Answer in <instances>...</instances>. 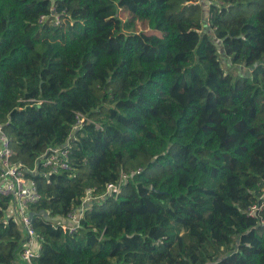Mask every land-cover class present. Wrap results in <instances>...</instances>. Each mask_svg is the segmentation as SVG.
<instances>
[{"label": "trees", "instance_id": "16d2710c", "mask_svg": "<svg viewBox=\"0 0 264 264\" xmlns=\"http://www.w3.org/2000/svg\"><path fill=\"white\" fill-rule=\"evenodd\" d=\"M203 5L0 0V126L40 196L33 264H264V0ZM66 143L48 174L39 156ZM87 191L75 230L37 214L63 220ZM8 206L0 264H27Z\"/></svg>", "mask_w": 264, "mask_h": 264}, {"label": "built area", "instance_id": "2783aa9c", "mask_svg": "<svg viewBox=\"0 0 264 264\" xmlns=\"http://www.w3.org/2000/svg\"><path fill=\"white\" fill-rule=\"evenodd\" d=\"M195 2L208 6L210 0H195ZM50 16L53 17L54 25H58L62 20L60 15L53 11ZM47 19V15H41L39 21L44 22ZM83 121L84 117L77 113L75 127H80ZM67 145L68 143L60 147L49 148L39 156L38 160L49 168L48 174L58 173L69 168ZM12 154L13 152L9 146V139L0 126V195L9 198V206L5 216L14 219L20 228L23 241L22 250L19 253L21 261L27 264H33V258L37 257L39 254L40 239L28 216V205L36 202L40 196L35 182L25 176L26 168L20 163H12ZM126 178L127 176L122 174L117 183L107 184L106 193L117 194L120 190L121 182ZM89 192L90 191H87V195L83 198L81 205L72 209L65 219L60 220L55 218L53 220L54 226L59 225L62 229L69 231L75 230L82 218L84 208L89 205L91 201L98 198L91 197ZM256 210H258V207L252 206L248 210V213L253 215Z\"/></svg>", "mask_w": 264, "mask_h": 264}, {"label": "water", "instance_id": "95a60500", "mask_svg": "<svg viewBox=\"0 0 264 264\" xmlns=\"http://www.w3.org/2000/svg\"><path fill=\"white\" fill-rule=\"evenodd\" d=\"M35 214H36L35 212H30V211H29L28 216H29V218L31 219L32 216L35 215ZM37 214L42 215L46 220H52V219H55V218L61 220L60 217L52 218V217L49 215V213H48L47 211H45V210H40V211H38Z\"/></svg>", "mask_w": 264, "mask_h": 264}, {"label": "rangeland", "instance_id": "374dc122", "mask_svg": "<svg viewBox=\"0 0 264 264\" xmlns=\"http://www.w3.org/2000/svg\"><path fill=\"white\" fill-rule=\"evenodd\" d=\"M226 65V68H229V63H225ZM242 71V72H240ZM240 71L238 70V72L242 73L243 75H248L249 72H248V69L247 68H240ZM99 223H100V226L104 228L105 225H107V222L104 221V220H98Z\"/></svg>", "mask_w": 264, "mask_h": 264}, {"label": "crops", "instance_id": "0c3cea01", "mask_svg": "<svg viewBox=\"0 0 264 264\" xmlns=\"http://www.w3.org/2000/svg\"><path fill=\"white\" fill-rule=\"evenodd\" d=\"M203 6H205V5H203Z\"/></svg>", "mask_w": 264, "mask_h": 264}]
</instances>
